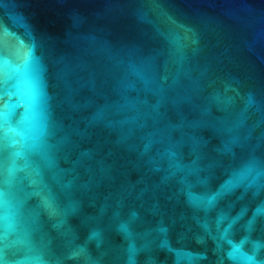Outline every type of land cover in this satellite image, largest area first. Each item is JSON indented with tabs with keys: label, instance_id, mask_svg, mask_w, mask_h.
I'll list each match as a JSON object with an SVG mask.
<instances>
[{
	"label": "water",
	"instance_id": "1",
	"mask_svg": "<svg viewBox=\"0 0 264 264\" xmlns=\"http://www.w3.org/2000/svg\"><path fill=\"white\" fill-rule=\"evenodd\" d=\"M0 264H264V0H0Z\"/></svg>",
	"mask_w": 264,
	"mask_h": 264
}]
</instances>
